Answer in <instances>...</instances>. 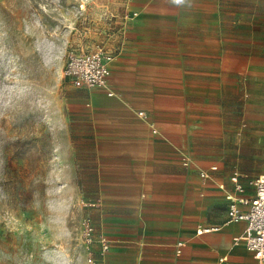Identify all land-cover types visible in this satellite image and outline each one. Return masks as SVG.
<instances>
[{"label":"crops","instance_id":"1","mask_svg":"<svg viewBox=\"0 0 264 264\" xmlns=\"http://www.w3.org/2000/svg\"><path fill=\"white\" fill-rule=\"evenodd\" d=\"M259 10V0L141 1L106 87L75 91L92 222L109 239L95 264L254 263L246 222L227 213L228 196L252 199L263 171L264 42L243 18Z\"/></svg>","mask_w":264,"mask_h":264},{"label":"rangeland","instance_id":"2","mask_svg":"<svg viewBox=\"0 0 264 264\" xmlns=\"http://www.w3.org/2000/svg\"><path fill=\"white\" fill-rule=\"evenodd\" d=\"M141 1L0 0V264L99 258L85 174L91 162L78 158L72 122L75 91L83 88L64 68L70 53L104 48L119 55ZM259 4L257 15L243 18L259 26L253 34L264 42V0ZM86 222L94 227L89 246Z\"/></svg>","mask_w":264,"mask_h":264},{"label":"built area","instance_id":"3","mask_svg":"<svg viewBox=\"0 0 264 264\" xmlns=\"http://www.w3.org/2000/svg\"><path fill=\"white\" fill-rule=\"evenodd\" d=\"M113 59L114 56L106 52L104 48H98L89 52L70 53L67 57L64 74L76 88L89 90L105 87L110 72L109 64ZM108 94H112V92ZM200 174L201 176H205L206 173L201 171ZM231 180L236 190H243L242 185L238 181L237 173L232 175ZM249 183L254 187V196L249 201L228 196L230 203L228 205L227 221L243 220L246 222V234L242 238L244 245L251 253L254 261L253 264H264V163L263 171L251 179ZM238 203L248 204V209L245 212L240 211ZM211 229L199 227L196 229V234ZM82 237L87 246L91 245L95 240L94 227L89 222L84 224ZM97 241L99 243L98 257L102 259L109 249V239L105 235L100 234ZM177 244L181 247L185 243L178 242ZM223 259L221 257L219 261ZM88 262L89 264H93V258L88 257Z\"/></svg>","mask_w":264,"mask_h":264},{"label":"clouds","instance_id":"4","mask_svg":"<svg viewBox=\"0 0 264 264\" xmlns=\"http://www.w3.org/2000/svg\"><path fill=\"white\" fill-rule=\"evenodd\" d=\"M185 2V0H173V3L180 5L183 4Z\"/></svg>","mask_w":264,"mask_h":264}]
</instances>
